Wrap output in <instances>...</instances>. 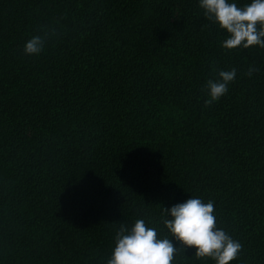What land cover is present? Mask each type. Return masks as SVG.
I'll return each mask as SVG.
<instances>
[{
  "label": "trees",
  "instance_id": "16d2710c",
  "mask_svg": "<svg viewBox=\"0 0 264 264\" xmlns=\"http://www.w3.org/2000/svg\"><path fill=\"white\" fill-rule=\"evenodd\" d=\"M228 36L200 0H0V264H107L137 219L216 264L163 224L191 197L264 264V48Z\"/></svg>",
  "mask_w": 264,
  "mask_h": 264
},
{
  "label": "clouds",
  "instance_id": "9594fccd",
  "mask_svg": "<svg viewBox=\"0 0 264 264\" xmlns=\"http://www.w3.org/2000/svg\"><path fill=\"white\" fill-rule=\"evenodd\" d=\"M200 7L208 20L229 34L222 42L223 48H264V0H252L243 7L229 0H200ZM47 39V33L32 36L24 45L25 54H40ZM255 71L259 69L250 67L248 74ZM218 76L219 79L207 81L209 99L205 103L209 106L228 92L229 83L236 77V69L220 71ZM165 212L170 218L163 220L164 226L181 247H194L197 258L210 257L216 264H230L237 258L242 245L225 230L217 228L212 201L205 203L200 198L191 197L170 209L165 208ZM177 252L173 239L158 238L156 228L137 219L131 229L121 225L107 264H172Z\"/></svg>",
  "mask_w": 264,
  "mask_h": 264
}]
</instances>
